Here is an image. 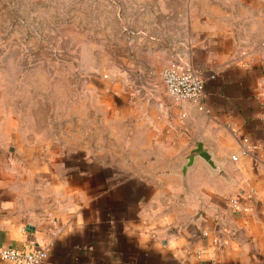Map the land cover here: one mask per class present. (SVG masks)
I'll use <instances>...</instances> for the list:
<instances>
[{"label":"crops","instance_id":"1","mask_svg":"<svg viewBox=\"0 0 264 264\" xmlns=\"http://www.w3.org/2000/svg\"><path fill=\"white\" fill-rule=\"evenodd\" d=\"M255 18L239 43L231 23L201 16L168 25L177 30L149 22L133 32L135 57L113 68L108 100L114 125L107 130L127 141L97 143L95 154L81 157L88 183L81 197L50 191L39 209L13 198L6 162L0 249H48L43 264H264V0H256ZM169 67L200 73V104L167 95L161 84ZM200 143L224 175L198 161L187 189L179 171ZM109 149L114 156L105 159Z\"/></svg>","mask_w":264,"mask_h":264},{"label":"rangeland","instance_id":"2","mask_svg":"<svg viewBox=\"0 0 264 264\" xmlns=\"http://www.w3.org/2000/svg\"><path fill=\"white\" fill-rule=\"evenodd\" d=\"M200 16L231 23L239 43L256 25V0H0V169L8 162L20 207L39 209L50 191L65 188L81 197L88 185L81 157L95 154L97 143L127 141L107 130L108 100L113 68L135 57L132 33L149 22L177 30L168 25ZM86 143L94 149L82 150ZM113 156L109 149L104 158Z\"/></svg>","mask_w":264,"mask_h":264},{"label":"built area","instance_id":"3","mask_svg":"<svg viewBox=\"0 0 264 264\" xmlns=\"http://www.w3.org/2000/svg\"><path fill=\"white\" fill-rule=\"evenodd\" d=\"M162 80L167 94L176 102L200 104L206 91V81L199 72L191 67H169L162 73ZM246 151H243V154ZM49 257L45 248L16 249L4 247L0 249V258L11 264H43Z\"/></svg>","mask_w":264,"mask_h":264},{"label":"water","instance_id":"4","mask_svg":"<svg viewBox=\"0 0 264 264\" xmlns=\"http://www.w3.org/2000/svg\"><path fill=\"white\" fill-rule=\"evenodd\" d=\"M198 161L203 162L212 173L224 175L223 166L216 161L213 153L209 150H205L203 145L200 143L192 152V155L186 159L182 169L179 171L183 185L187 189H190L188 183L189 172L194 169Z\"/></svg>","mask_w":264,"mask_h":264}]
</instances>
